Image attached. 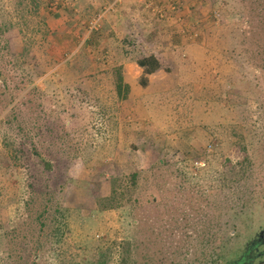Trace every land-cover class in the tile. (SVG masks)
I'll return each mask as SVG.
<instances>
[{
    "label": "rangeland",
    "instance_id": "rangeland-1",
    "mask_svg": "<svg viewBox=\"0 0 264 264\" xmlns=\"http://www.w3.org/2000/svg\"><path fill=\"white\" fill-rule=\"evenodd\" d=\"M33 1L0 0V24L18 23L0 33L10 85L0 100V264H34L40 208L27 206L33 190L25 187L48 179L31 158L15 167L6 148L5 137L19 131L8 122L14 107L21 125L43 128V137L29 138L39 151L58 155L48 181L63 184L56 201L69 210L61 245L48 246L40 264H118L127 243L129 264H211L251 243L264 230V0H162L177 9L167 11L170 39L155 43L164 68L147 89L133 64L154 53L98 52L106 46L96 33L84 39L94 21L67 33L70 23L49 22L43 5L38 18L33 7L26 12ZM112 64L127 65L132 83L118 110L104 72ZM148 137L161 152L142 150ZM136 171L132 199L102 210L97 199L111 196L112 177L127 182Z\"/></svg>",
    "mask_w": 264,
    "mask_h": 264
},
{
    "label": "trees",
    "instance_id": "trees-1",
    "mask_svg": "<svg viewBox=\"0 0 264 264\" xmlns=\"http://www.w3.org/2000/svg\"><path fill=\"white\" fill-rule=\"evenodd\" d=\"M47 0H34L32 5L26 6L29 7L28 10H32L31 7L34 8L36 16L40 15V8L43 5V8L46 10V4ZM21 7V5H20ZM19 7V8H20ZM18 8V12H21ZM22 10V9H21ZM24 12V11H22ZM35 16V15H34ZM37 16V18H38ZM25 22L23 19L21 20ZM40 25L44 26L47 29V24L44 23V18L39 17L37 20ZM18 26V23L15 21H6L3 24H0V33H5L13 30ZM46 32H44L45 34ZM245 36V34H244ZM50 63L53 61L54 66L57 65L56 61L52 60L51 58H48ZM111 65V64H109ZM138 67L143 71L140 77V84L144 89H147L150 85V78L157 74L159 71L163 70V63L162 61L156 57V55H150V56H144L140 57L137 60ZM53 66V67H54ZM1 68V67H0ZM52 68V67H50ZM49 68V69H50ZM49 69H44V74L48 73ZM107 73H110L113 77V91L115 92L116 96V109H120V104L126 103L130 99L131 95V87L128 83L125 81V75H124V66L123 65H116L112 64V66L109 69H105ZM98 72L96 73V75ZM0 82H3V88H0V100L2 101L4 98L7 97V93L10 91L9 87L10 85L7 84V77L5 73L0 69ZM6 88V89H5ZM5 89V90H4ZM2 95V96H1ZM15 97H11V99L6 104L8 106H11L13 102H15ZM17 108L14 107L11 110L10 114V122L12 125H15L16 128L19 130L16 135L11 136L8 135V137H5V143L6 148H10L15 153V167H18L19 169L22 167L17 162H22L25 160V158H31L34 160V167L36 170H42L44 172V175L47 176V180L44 181L43 179L38 180V185H35L32 183V181H27L26 187L27 189L33 190V194L31 193L30 199L26 201L27 206L31 205H37L40 208V211L37 212V221H38V230H37V237L35 241V247H34V254H35V260L33 261L34 264H40L41 262V254L44 252V250L48 246L59 247L61 245V239L63 236L67 233V215H66V209L63 208V206L60 204V201H56L57 196H62L63 194V184L58 183L55 186H51L49 184V178L51 177V174L54 172L57 163H58V155L52 157V159H47V155L41 153L35 143L34 140H29L30 134L34 133V139L41 136L43 137L44 131L42 132L43 128L39 127L38 125H30L29 127L21 125L18 121V115H17ZM105 115L108 116L106 111H104ZM112 118L116 117L114 115H111ZM110 118V119H112ZM109 119V121H110ZM2 126L3 124L0 123ZM11 125V126H12ZM50 128L46 129V134L49 135L51 133ZM17 136V137H16ZM21 138V143L19 145L18 139ZM55 138H53L54 140ZM147 142L143 144L142 150L144 152H161L162 148L161 145L157 144L153 138L148 137ZM27 144H30L32 147L30 149H25L24 147L27 146ZM138 147V146H137ZM91 148V147H88ZM58 153L62 152L63 155L67 154L66 149H60L57 150ZM247 151V159L248 161H251L249 158L248 150L245 149V152ZM76 152V151H75ZM86 152V151H85ZM77 153V152H76ZM84 153H78L76 156H80ZM13 170V169H12ZM143 171H136L130 175V179H127V182L125 180H118V176H113L111 183L113 184L112 187V193L109 197H103L97 199L98 206H101L102 210H107L109 207H115L120 208L117 205H113V201L120 200L121 204L128 203L137 191L139 187V180L142 176ZM124 182V184H121ZM43 187V188H41ZM52 191V193H51ZM29 192V191H28ZM212 190H208L204 192L205 197H208ZM203 193V192H202ZM106 203H109L108 205H105ZM69 211V210H68ZM67 211V212H68ZM57 214V215H56ZM16 229L14 233H16ZM53 241V242H52ZM262 244L261 238L259 234H256L254 236V239L251 241V243L247 244L245 248L235 250L232 254V257L228 260H224L223 262L217 261V263H211V264H256V260H258L259 256V249ZM260 245V246H259ZM131 249V246L129 243L125 244L123 247V252L120 254V261L118 264H129V250ZM261 251V250H260ZM262 260L259 264H264V254L262 256Z\"/></svg>",
    "mask_w": 264,
    "mask_h": 264
},
{
    "label": "crops",
    "instance_id": "crops-1",
    "mask_svg": "<svg viewBox=\"0 0 264 264\" xmlns=\"http://www.w3.org/2000/svg\"><path fill=\"white\" fill-rule=\"evenodd\" d=\"M149 1L122 0L114 6L112 0H47V3L44 4L49 12L48 15H50L49 22L58 20L70 23L69 27L72 32L68 29L67 33L75 34L77 29H84L85 24L92 25L94 21L95 29L89 27L92 33H86L84 39L87 44L90 36H93L91 34L96 33L97 35H95L106 46L103 50L100 48L98 52L128 54L144 49L151 51L159 58L156 52L159 47L155 43L158 40L165 41L170 37H167V30H164L162 26L165 21H160L152 16V11L148 9ZM55 17L58 19L55 20ZM109 36L116 41L114 47L111 46L113 43L109 44ZM134 49L136 50L134 51ZM133 66L140 72L141 77L143 71L136 63ZM124 68H127V65ZM152 82L150 79V83ZM126 83L132 84L128 81Z\"/></svg>",
    "mask_w": 264,
    "mask_h": 264
},
{
    "label": "built area",
    "instance_id": "built-area-1",
    "mask_svg": "<svg viewBox=\"0 0 264 264\" xmlns=\"http://www.w3.org/2000/svg\"><path fill=\"white\" fill-rule=\"evenodd\" d=\"M112 1H113V6H114V5L119 4L122 0H112ZM166 8H167V10H166ZM148 9H150L152 11L153 15L158 20L165 21V20H167L166 18H168L167 17V11L174 13L177 8L175 5L171 6V7L169 5L167 6V4L163 3L162 0H150L148 3ZM214 23L217 26H220L222 24L220 15L217 12L214 13ZM223 26H224V24H223ZM192 38L194 39V37L191 36L190 39H192Z\"/></svg>",
    "mask_w": 264,
    "mask_h": 264
},
{
    "label": "flooded vegetation",
    "instance_id": "flooded-vegetation-1",
    "mask_svg": "<svg viewBox=\"0 0 264 264\" xmlns=\"http://www.w3.org/2000/svg\"><path fill=\"white\" fill-rule=\"evenodd\" d=\"M260 238H261V241H262V246L259 247V249L257 251H259V255H263L264 254V234H259ZM262 248V250H261ZM261 250V251H260Z\"/></svg>",
    "mask_w": 264,
    "mask_h": 264
},
{
    "label": "water",
    "instance_id": "water-1",
    "mask_svg": "<svg viewBox=\"0 0 264 264\" xmlns=\"http://www.w3.org/2000/svg\"><path fill=\"white\" fill-rule=\"evenodd\" d=\"M260 234H264V230Z\"/></svg>",
    "mask_w": 264,
    "mask_h": 264
}]
</instances>
